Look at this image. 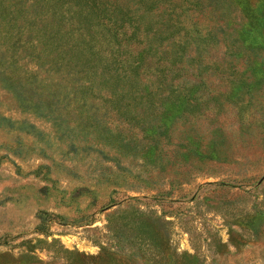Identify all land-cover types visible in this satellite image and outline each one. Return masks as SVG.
<instances>
[{"label":"trees","instance_id":"trees-1","mask_svg":"<svg viewBox=\"0 0 264 264\" xmlns=\"http://www.w3.org/2000/svg\"><path fill=\"white\" fill-rule=\"evenodd\" d=\"M262 51L264 0H0L1 94L144 165L183 166L181 184L225 161L219 127L204 139L197 120L261 89Z\"/></svg>","mask_w":264,"mask_h":264},{"label":"rangeland","instance_id":"rangeland-1","mask_svg":"<svg viewBox=\"0 0 264 264\" xmlns=\"http://www.w3.org/2000/svg\"><path fill=\"white\" fill-rule=\"evenodd\" d=\"M219 101L197 127L204 139L219 127L225 161L181 184L183 166L144 165L0 91V264H68L66 251L95 264H264V83L241 109Z\"/></svg>","mask_w":264,"mask_h":264}]
</instances>
